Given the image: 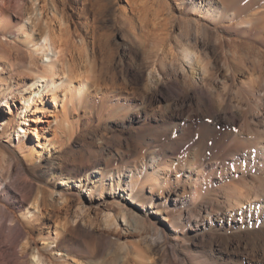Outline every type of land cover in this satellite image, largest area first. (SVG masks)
<instances>
[{
  "label": "rangeland",
  "instance_id": "1",
  "mask_svg": "<svg viewBox=\"0 0 264 264\" xmlns=\"http://www.w3.org/2000/svg\"><path fill=\"white\" fill-rule=\"evenodd\" d=\"M9 1L6 3L9 10L22 19L28 31L35 36L52 30L68 41L71 40L68 32H76L73 38L75 42L69 40L70 44L66 47L69 50H66L68 52L63 55L56 70L65 72L69 66L76 75L82 73L86 77L92 76L91 71L95 69L102 76V85L92 90L90 103L94 106L93 110L78 106L74 98L75 90L66 83L56 91L55 97L52 93L47 94L39 111L43 122H30L41 137L40 146L36 145L41 152L37 162L25 160L20 152L9 146L5 138L0 137V173L4 175L0 187V264H34L35 253H39L48 264H127V253L132 256V249L135 248L141 262L174 264L173 254L177 252L183 260L177 264H184L185 255L193 254V250L199 255H208L211 245L215 252L222 251L220 243L212 240L210 231L205 229L206 221L193 214L194 208L204 201V197H199L193 205L186 202L195 198L198 188L215 192L220 185L212 180L220 170V161L216 157L224 155L225 150L220 145L215 146L218 136L208 125L197 131V126L193 128L192 124L178 143L181 149L178 148V157L191 156L195 151L197 154L202 152L205 160L200 167L202 173H196L186 183L189 195L182 200L177 199L178 203H183L179 212L185 232L172 231L168 224H162V220L152 214L150 208H144L145 212L143 208L132 205L128 196L121 193H104L102 197L91 195L88 188L100 184V176L92 171L91 165L96 157L104 163L118 150H123L125 157L131 159L145 148L144 139L148 140L152 133L158 132V126L151 121L145 125L131 122L134 114H129L130 111L137 112L142 106L149 113L160 109L166 111L171 105L175 109L178 99L176 92L182 94L185 78L193 68L188 64L174 67L168 50L172 47L178 51L183 44L185 22L193 24L196 19H201L202 23L226 37L227 44L210 42L202 49L206 53L205 61L211 63L215 85L221 95L227 92L225 85L232 82L231 72L236 74L237 81L229 91L235 104L240 103L241 89L251 85L254 76H261L264 81V63L258 62L257 54L260 44L248 38L230 36V33H234L232 30L222 32L221 25L214 26L210 21L188 12L187 5H182L187 0H165L167 6L159 0ZM0 2L5 4V0ZM249 8L246 14L264 11V0H257ZM166 9H170V15ZM222 25L228 27L235 23ZM17 34L19 37L14 42L0 43V64L5 68L1 76L15 88L0 105V133L6 121L15 119L20 112L21 95L28 87L24 85L33 78V73L28 69L33 64L23 44L24 36ZM231 40H237L240 44L234 46ZM68 76V73L64 75V81ZM196 76L199 79L202 76L199 66ZM78 78H74L73 87L78 85ZM263 81L261 90H264ZM122 91L128 100L121 101V109L115 114L100 117L97 114L100 107L110 103L113 96ZM65 117L75 126V130L63 149L56 148L50 145L49 140L61 135ZM235 130L242 133L245 128L239 125ZM194 132L199 135L193 136ZM158 135V142L169 144L167 136L162 132ZM31 138L37 139L32 135ZM194 138L206 141V146L200 145ZM53 159L59 162L61 168H52ZM85 169H90L87 176L83 174ZM35 200H38L41 211L28 222L22 213L27 209L36 211ZM116 202L125 203L127 210L133 208L141 214L147 213L149 219L167 228V244L162 245L163 239L153 228H141L129 235L122 217L117 220L119 230L116 231L115 225L106 221L107 205ZM80 207L85 211L81 212ZM170 208L174 209L172 206ZM238 252L249 260L259 251L241 249Z\"/></svg>",
  "mask_w": 264,
  "mask_h": 264
},
{
  "label": "bare ground",
  "instance_id": "2",
  "mask_svg": "<svg viewBox=\"0 0 264 264\" xmlns=\"http://www.w3.org/2000/svg\"><path fill=\"white\" fill-rule=\"evenodd\" d=\"M7 1L9 0H5V4L0 2V43L6 44L10 40L14 42L19 37L17 33L24 36L23 44L30 53L33 64L28 66V69L30 73H33V78L24 85L28 87L21 95L20 112L15 119L6 121L0 137L5 138L9 146L20 152L25 160L37 162L40 160L41 152L38 151L36 145L40 146L39 138L41 137L30 122H43L39 111H41V104L45 101L47 94L52 93L55 97L56 91L66 83L75 90L74 98L78 106L93 110L94 106L90 103V96L93 89L102 85V76L95 69L91 71L92 76L84 77L82 73L76 75V72L69 66L66 68L67 72L65 69V72H57L59 61L68 52L66 50H69L66 47L70 39L65 41L52 30H46L40 36H35L32 31H28L26 23L16 17L15 13L11 12L12 10H9L8 4L6 5ZM159 1L168 5L165 0ZM254 3H257V0H229L228 2L187 0L183 1L182 5H187L188 12L191 11L200 18L210 21L214 26L221 25L222 32L232 30L234 33H230V36L248 38L254 43H259L258 62L264 63V11L246 14ZM166 10L168 12L170 9ZM167 14L170 15L169 12ZM226 22L235 23V25L225 27L222 24ZM184 28L183 44L178 51L170 47L168 54L172 57L170 60L174 67L177 64H182L183 67L188 64L193 69L185 78L182 94L176 92L175 97L178 99L175 109L171 105L166 111L160 109L149 113L147 108L142 106L137 109V112L130 111L129 114H134L130 119L131 122H142L145 125L151 121L158 126V132L152 133L148 140L144 139L145 148L131 159L125 157L123 150L116 151L114 155L103 160L104 163L95 156L96 160L91 167L94 173L99 174L100 184L88 188L89 193L100 197L104 193L126 195L132 205L143 209L150 208L152 214L156 215L158 220H162V224H168L172 231L185 232V224L179 212L183 208V203H178L177 199L182 200L189 195L186 183L196 173L198 175L202 173L200 167L205 160L202 152L197 154L195 151L191 156L178 157V143L192 124L193 128L197 126V131L204 125H208L218 136L215 146L220 145L225 150L224 155L220 154L221 156L216 157L220 161V170L212 180V182H219L220 185L215 192L198 188L195 198L186 202L193 205L199 197H204V201L194 208L193 214L202 221H206L205 229L210 231L212 240L220 243L222 251L215 252L211 245V253L208 255H199L193 250V254L185 255L184 264H264V90L260 89L263 86L262 77L254 76L252 84L241 89L240 103L235 104L229 91L237 81L236 74L231 72L232 82L225 85L227 92L224 96L221 95L215 85V73L211 63L205 61L206 53L202 49L210 42L225 45L227 44L226 37L220 31L202 23L201 19H196L193 24L190 21L185 22ZM74 33L76 32H68L71 40L74 38ZM230 43L234 46L240 44L237 40H231ZM197 66L202 70L200 79L196 76ZM4 69V66L0 64V105L3 100L11 96L15 89L2 78L3 73L1 72ZM66 73L69 76L64 81L63 77ZM76 77H79L78 85L73 87ZM89 78L92 79L91 82ZM179 84L182 86L181 83ZM123 100L127 101L128 96L123 91L116 93L110 103L100 107L97 114L100 117L115 114L121 109ZM95 112H97L96 109ZM239 125L245 128L242 133H237L235 130ZM13 128L14 130L11 131ZM74 130L75 126L69 119L63 118L61 135L50 139V145L63 149ZM160 132L167 136L170 140L169 144L163 145L161 141H157L156 137H159ZM194 133L193 136L199 135L196 133L194 135ZM31 135L37 139L31 138ZM201 139L194 138L200 145L206 146V141ZM217 152L219 154V151ZM52 161L53 169L61 168L59 162L56 163L55 159ZM89 170L83 171L84 176L88 175ZM3 179L4 175L0 173V187ZM33 204L36 211L27 209L22 213V217L28 222L32 216L39 215L41 211L38 200H35ZM124 205L125 203L122 205L119 202L107 205L106 221L108 224L115 225L118 231L117 220L122 217L126 226L125 230L129 235L135 234L141 228L143 230L153 228L163 239L162 245L167 244V228L149 219L147 213L141 214L133 208L127 210ZM171 206L174 209H171ZM79 210L85 211L83 207ZM241 249L245 251L257 249L259 254L247 260L239 254L238 251ZM132 250V256L131 253H127V264H155L154 262H141L136 255L138 252L136 248ZM177 254V252L173 254L174 264L183 261ZM34 264L48 263L39 253H35Z\"/></svg>",
  "mask_w": 264,
  "mask_h": 264
}]
</instances>
